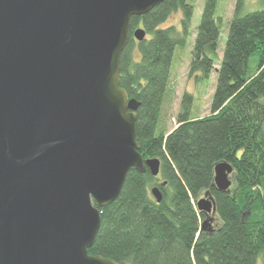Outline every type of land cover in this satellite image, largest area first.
I'll use <instances>...</instances> for the list:
<instances>
[{"label":"water","instance_id":"obj_1","mask_svg":"<svg viewBox=\"0 0 264 264\" xmlns=\"http://www.w3.org/2000/svg\"><path fill=\"white\" fill-rule=\"evenodd\" d=\"M166 1L0 0V264H118L89 254L101 209L131 169L161 168L140 154V103L121 87L120 60L133 17ZM232 175L216 165L219 192ZM196 207L207 231L215 200L206 192Z\"/></svg>","mask_w":264,"mask_h":264},{"label":"trees","instance_id":"obj_2","mask_svg":"<svg viewBox=\"0 0 264 264\" xmlns=\"http://www.w3.org/2000/svg\"><path fill=\"white\" fill-rule=\"evenodd\" d=\"M218 3L205 0L189 66L197 81L217 74L211 114L193 118L194 99L186 93L170 133L162 125L164 106L174 94L173 60L190 36L194 5L167 0L133 17L120 83L140 103V154L158 158L161 168L157 177L130 170L117 201L101 209L90 255L118 264H264V11L243 14L238 0L220 59ZM179 11L181 31L163 28ZM139 26L146 31L142 42L133 36ZM222 162L233 167L229 194L214 186L215 167ZM155 187L160 203L152 195ZM203 192L214 198L219 221L207 231L201 229L207 217L196 207Z\"/></svg>","mask_w":264,"mask_h":264},{"label":"rangeland","instance_id":"obj_3","mask_svg":"<svg viewBox=\"0 0 264 264\" xmlns=\"http://www.w3.org/2000/svg\"><path fill=\"white\" fill-rule=\"evenodd\" d=\"M194 5V17L191 24L190 36L182 48H178L173 60L171 69V88L174 91L173 97L164 106L162 125L167 133L172 132L177 127V115L180 111V103L184 94L189 93L193 96V118H204L211 114V103L214 89L216 87L217 74L213 72L207 81H197L195 77H190L189 66L192 58V51L196 38V30L200 24L205 0H188ZM238 0H219L218 12L222 17L221 37L219 39L218 57L222 59L223 51L227 41L228 24L230 23ZM255 11H264L262 0H243L242 13L247 14ZM182 13H174L163 24V28L174 27L181 31ZM143 29L142 26H139ZM256 60H251V67H255ZM219 65H216V69ZM203 192L199 199L204 198ZM214 226L219 222L217 215L214 216Z\"/></svg>","mask_w":264,"mask_h":264},{"label":"flooded vegetation","instance_id":"obj_4","mask_svg":"<svg viewBox=\"0 0 264 264\" xmlns=\"http://www.w3.org/2000/svg\"><path fill=\"white\" fill-rule=\"evenodd\" d=\"M138 28H140V27H138ZM138 28H136V29H138Z\"/></svg>","mask_w":264,"mask_h":264}]
</instances>
